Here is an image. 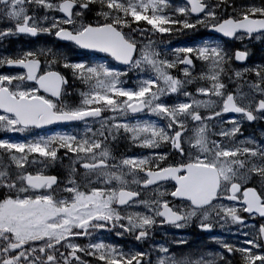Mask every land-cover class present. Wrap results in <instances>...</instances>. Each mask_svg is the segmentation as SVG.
<instances>
[{"label":"snow or ice","instance_id":"1","mask_svg":"<svg viewBox=\"0 0 264 264\" xmlns=\"http://www.w3.org/2000/svg\"><path fill=\"white\" fill-rule=\"evenodd\" d=\"M0 21V41L45 34L105 54H0V68L16 69L0 72V132L84 125L24 142L0 138V264H264V222L242 232L240 245L212 237L223 251L197 259H177L159 243L153 262L94 235L146 241L158 225L211 233L247 227L242 213L264 221V143L238 139L245 122L264 121V64L242 66L247 44L264 43V0H0ZM198 28L218 36L160 50L157 34ZM69 78L83 86L75 105L64 101ZM120 139L149 154L117 158L109 145ZM58 163L62 176L45 172Z\"/></svg>","mask_w":264,"mask_h":264},{"label":"rangeland","instance_id":"2","mask_svg":"<svg viewBox=\"0 0 264 264\" xmlns=\"http://www.w3.org/2000/svg\"><path fill=\"white\" fill-rule=\"evenodd\" d=\"M184 1L183 0H168V3H170L173 7L182 4ZM6 21H0V28H3L6 26ZM184 30L181 32H174L171 34H164L163 37L160 36V34H157L156 40L159 42L160 50L163 52L164 50H167L169 54L171 53V49L177 48V47H183V46H188L185 43L189 40L187 38H179L182 35ZM187 32L194 33L195 35L197 34L199 39L203 38L205 33L208 32L207 29L205 28H198L196 30H187ZM179 38V40H178ZM205 40L201 41L200 43L204 42ZM199 42H195L192 45H197L200 44ZM239 42H237L238 44ZM254 44L260 45L261 48H255L253 47ZM189 45V46H192ZM30 48H52L56 50L57 48L59 51L63 52L67 57H69L72 60H95V61H101L105 56L103 55H87V53H84L82 51H78L74 46L68 45V44H63L59 41L56 40L55 37L53 36H48L45 34L38 35L37 38H32L29 36H13V37H8L6 40H4L3 47L0 48V54H5L12 52L14 53L17 50L20 49H30ZM247 48L249 50L250 54V60L249 63L246 67H251L254 66V63L259 62V64H264V46H262V43L259 41H253L250 44H247ZM110 60V58H108ZM194 64L196 66V72L198 73L200 68H201V63L199 61H194ZM236 66V64H234ZM117 67V66H116ZM9 71H16V69H9L7 67L2 68V72H9ZM172 74L174 76H177L178 78L180 77V73L177 70H172ZM195 74V73H194ZM70 83H73V87L67 89L68 95L64 97V101L67 102L70 105H75L79 102V91L82 90V85L79 84V82H72L71 79L69 78ZM129 83V81H128ZM198 85L194 83L193 85H188L187 88L189 91L194 92L195 88ZM230 89L233 87V85H229ZM111 115V114H107ZM147 118V117H144ZM150 119H154L153 117H149ZM128 119H132L129 118ZM84 125L83 124H75V125H66V126H57L53 127L51 129H46V130H40V131H26L24 133H19V132H14V133H4L0 132V138H11L13 140L19 141V142H24L29 139H32L36 136H47L50 134H53L55 132H75V131H82ZM93 127H98L97 124H93ZM36 155V154H32ZM58 156L63 158V163L67 158L64 157V151L60 150L58 153ZM71 156V154H69ZM42 159V158H41ZM69 163V162H68ZM67 164V163H65ZM40 166L35 165L31 166V171H36ZM52 169H61L60 164L58 163L55 168H48L45 169V172L50 171ZM62 171H64L62 169ZM254 218L249 219V223H247V227L238 225V224H227L223 228H221L219 225H217L215 228H213L212 232L219 233L217 238L226 240L232 244L235 245H240L243 243L245 237L242 235V232H249L250 234L254 232V229L251 227V225L255 224L254 223ZM256 225V224H255ZM258 227V225H256ZM222 233V235L220 234ZM97 239H102L103 237H106L108 239H112L113 236L111 232L101 230L98 233L94 234ZM175 234H172L174 236ZM87 239L83 241V244L87 243ZM156 244L158 242L154 239L151 242V246L153 248L156 247ZM238 257V256H237ZM90 259V258H87Z\"/></svg>","mask_w":264,"mask_h":264},{"label":"flooded vegetation","instance_id":"3","mask_svg":"<svg viewBox=\"0 0 264 264\" xmlns=\"http://www.w3.org/2000/svg\"><path fill=\"white\" fill-rule=\"evenodd\" d=\"M3 42H4V40L0 41V48L3 47ZM257 64H259V62L254 63V66ZM0 72H2V68H0ZM228 117H230V116L226 115V118H228ZM241 133H242V136L238 137V139H243V138H246L249 136H253L256 138V140L258 142L264 143V121L253 122V123L245 122L241 126ZM109 146L112 148L113 154L115 156H117V158L124 156V155H127V156L148 155L149 151H150L149 149H143V148L136 147L135 145L128 143L125 139H120L118 141L111 142ZM153 151H159V150H153ZM46 173L47 174H54V175H61V176L63 175L62 168L61 169H53V170L47 171ZM241 215L244 216L245 222H247L249 219H252V218H249L247 216V214L242 213ZM255 219L258 221L259 217H255L253 220L255 221ZM173 229L178 230L177 232H178V236L180 239L181 238H183V239L194 238L196 236V238L192 239V240H193L194 244H196L195 245V251L198 254H201L204 252H209L210 248H212V244H216L214 246V248L218 252L223 251V249H221L219 247V245L212 239V236L217 237L219 235V233L201 232L195 226V224H192L190 226L180 228V229H176V228L171 227L170 225H167V224L158 225L157 228L153 231L152 235L149 237V239H147L146 241H136L138 243V248L142 251L147 252V248L150 245V243H148V242H150L154 236H157L159 234L162 235L163 231L173 230ZM85 239L86 238H81L77 242L82 243ZM125 240L126 239H124V241Z\"/></svg>","mask_w":264,"mask_h":264},{"label":"trees","instance_id":"4","mask_svg":"<svg viewBox=\"0 0 264 264\" xmlns=\"http://www.w3.org/2000/svg\"><path fill=\"white\" fill-rule=\"evenodd\" d=\"M238 259H239L238 257H233V258H232V260H233L234 262H237Z\"/></svg>","mask_w":264,"mask_h":264},{"label":"water","instance_id":"5","mask_svg":"<svg viewBox=\"0 0 264 264\" xmlns=\"http://www.w3.org/2000/svg\"><path fill=\"white\" fill-rule=\"evenodd\" d=\"M238 63H240V62H238ZM54 125V124H53ZM49 126H52V125H47V126H44L43 128H45V127H49ZM41 129V128H40Z\"/></svg>","mask_w":264,"mask_h":264}]
</instances>
